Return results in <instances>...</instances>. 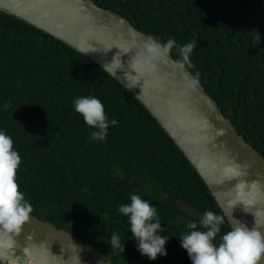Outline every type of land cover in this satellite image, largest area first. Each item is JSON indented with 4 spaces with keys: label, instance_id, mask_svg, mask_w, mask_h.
Returning <instances> with one entry per match:
<instances>
[{
    "label": "trees",
    "instance_id": "16d2710c",
    "mask_svg": "<svg viewBox=\"0 0 264 264\" xmlns=\"http://www.w3.org/2000/svg\"><path fill=\"white\" fill-rule=\"evenodd\" d=\"M166 45L264 158V0H93ZM195 47L184 60L179 48ZM98 98L110 122L92 140L75 109ZM5 104L10 107L5 108ZM0 131L21 157L17 183L32 215L94 245L113 264H191L181 238L206 211L224 215L209 187L150 112L99 65L0 11ZM136 194L157 209L167 256H142L119 213ZM167 194L196 215L164 202ZM232 228L226 217L221 232ZM116 233L122 253L111 246ZM1 264V263H0Z\"/></svg>",
    "mask_w": 264,
    "mask_h": 264
},
{
    "label": "water",
    "instance_id": "95a60500",
    "mask_svg": "<svg viewBox=\"0 0 264 264\" xmlns=\"http://www.w3.org/2000/svg\"><path fill=\"white\" fill-rule=\"evenodd\" d=\"M0 11L62 41L122 84L196 169L231 228L232 219L264 226V158L163 45L93 0H0ZM153 44L160 47L150 50ZM160 199L197 214L180 199ZM0 263L113 264L94 245L32 214L18 236L0 231Z\"/></svg>",
    "mask_w": 264,
    "mask_h": 264
},
{
    "label": "clouds",
    "instance_id": "9594fccd",
    "mask_svg": "<svg viewBox=\"0 0 264 264\" xmlns=\"http://www.w3.org/2000/svg\"><path fill=\"white\" fill-rule=\"evenodd\" d=\"M174 45L175 41L170 38L164 45V50L168 51ZM159 47L158 44H153L150 50ZM194 47V42H190L179 48L184 60H188V54ZM7 107H10V104H5V108ZM74 109L89 128L95 129L91 133L92 140H104L109 123L112 126L118 123L115 119L108 121L103 103L95 97L76 99ZM20 165L21 157L13 148L12 138L0 131V231L17 236L33 212L32 205L25 199L17 183ZM118 211L128 218L131 238L137 242L138 251L142 256L152 261L158 256H167L165 245L169 239L158 235L165 229L161 227L155 207L138 195L132 194L130 203L121 205ZM232 220L234 226L221 236L218 245L214 240L221 232V225L224 224L223 215L206 211L199 220V227L203 230H198L196 222L188 223L187 228L191 231L185 233L179 240L191 264H261L264 259V233L260 229L264 226L258 225L255 221V226L249 228L239 221ZM110 243L124 252V245L120 244L118 234L111 235Z\"/></svg>",
    "mask_w": 264,
    "mask_h": 264
}]
</instances>
